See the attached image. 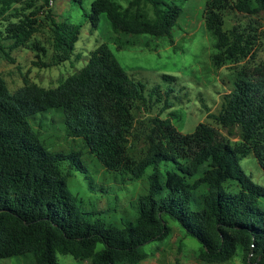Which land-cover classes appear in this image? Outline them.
Instances as JSON below:
<instances>
[{
    "label": "trees",
    "instance_id": "obj_1",
    "mask_svg": "<svg viewBox=\"0 0 264 264\" xmlns=\"http://www.w3.org/2000/svg\"><path fill=\"white\" fill-rule=\"evenodd\" d=\"M148 5L152 18L142 10ZM48 6L49 0L0 1V34L15 47H37L32 40L47 25L52 55L46 66L53 67L72 58L82 26L56 20ZM228 10L253 18L264 12V0L206 1L204 22L216 38V68L245 60L259 38L257 20L225 31ZM182 13L174 0H127L126 7L94 0L89 19L96 27L105 14L115 34L160 38L172 36ZM161 78L163 83L147 90L106 43L54 88L25 79L11 92L0 76V259L31 254L36 264H60V254L90 264H138L149 257L141 251L145 245L169 235L171 219L199 241L198 258L205 264H225L238 249L244 264H264V187L240 166L253 154L264 172V76L248 66L240 71L219 113H208L220 129L200 123L193 133L182 134L173 123L180 118L174 111L141 121L140 132L134 127L141 123L136 113L174 108L173 78ZM57 108L67 135L81 139L107 170L128 172L134 179L152 170L135 222L108 224L96 218L97 211L80 207L63 165L84 173L81 153L51 152L30 123L36 114ZM130 137L146 144L138 160L128 153Z\"/></svg>",
    "mask_w": 264,
    "mask_h": 264
},
{
    "label": "rangeland",
    "instance_id": "obj_2",
    "mask_svg": "<svg viewBox=\"0 0 264 264\" xmlns=\"http://www.w3.org/2000/svg\"><path fill=\"white\" fill-rule=\"evenodd\" d=\"M93 1L81 0L80 5L74 0H53V5L48 6L57 17L56 20L82 26L74 55L61 65L46 66L52 55L47 25L32 40L45 49L44 53L37 49L38 46H31V43L25 47H15L12 41L6 40L0 34V76L5 79L11 92L21 88L25 79L48 89L58 86L68 76L82 69L90 54L100 44L106 43L126 73L132 79L144 83L147 90L163 83V75L173 78L174 108L161 114L160 107H156L149 116L136 113L137 121H146L148 117L156 115L166 118L176 111L180 118L173 120L174 125L182 134H191L200 123L211 124L220 129L208 118V113H219L224 97L233 89L234 82L244 67L248 66L251 73L259 71L264 76V12L253 18L233 10L225 12V31L234 25L244 27L249 21L257 20L260 23L259 38L245 60L216 68L212 60L216 53V38L206 29L204 22L207 0H174L182 7L183 13L172 36L160 38L115 34L105 14L99 16L98 24L94 27L89 19ZM115 1L127 6V0ZM142 10L148 17H153L151 6H144ZM0 29H3V24H0ZM121 44L127 45L120 49ZM165 88L162 84V91ZM63 121L61 108L30 118V123L40 133L41 139L51 152L81 153L84 173L72 170L68 163L63 165L64 171L71 173L68 187L78 198L80 207L87 212L97 211L96 218L108 224L122 226L124 223L135 222L139 197L148 191V175L152 170L148 169L141 179H134L128 172L121 170H107L85 149L81 139L67 135ZM141 126L142 122L134 124L136 129ZM145 148L143 139L130 137L128 153L136 160L144 155ZM240 166L256 184L264 187V172L253 154L243 158ZM162 170L165 171V167ZM167 225L170 228L169 235L162 241L145 245L141 251L149 254V257L138 264H205L198 258L201 250L199 241L188 235L178 222L169 219ZM57 258L60 264H90L88 261L75 260L69 255L59 254ZM0 264L36 263L34 257L28 254L0 259ZM225 264H244L242 251L238 249L235 257Z\"/></svg>",
    "mask_w": 264,
    "mask_h": 264
},
{
    "label": "built area",
    "instance_id": "obj_3",
    "mask_svg": "<svg viewBox=\"0 0 264 264\" xmlns=\"http://www.w3.org/2000/svg\"><path fill=\"white\" fill-rule=\"evenodd\" d=\"M53 5V0H49V6Z\"/></svg>",
    "mask_w": 264,
    "mask_h": 264
},
{
    "label": "water",
    "instance_id": "obj_4",
    "mask_svg": "<svg viewBox=\"0 0 264 264\" xmlns=\"http://www.w3.org/2000/svg\"><path fill=\"white\" fill-rule=\"evenodd\" d=\"M0 1H3V0H0Z\"/></svg>",
    "mask_w": 264,
    "mask_h": 264
}]
</instances>
